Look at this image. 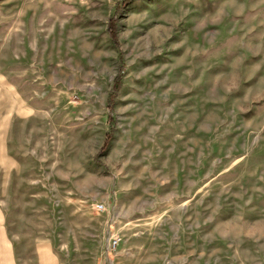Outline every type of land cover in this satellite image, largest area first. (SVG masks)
<instances>
[{
    "label": "rangeland",
    "instance_id": "rangeland-1",
    "mask_svg": "<svg viewBox=\"0 0 264 264\" xmlns=\"http://www.w3.org/2000/svg\"><path fill=\"white\" fill-rule=\"evenodd\" d=\"M43 245L264 264V0H0V264Z\"/></svg>",
    "mask_w": 264,
    "mask_h": 264
},
{
    "label": "crops",
    "instance_id": "crops-1",
    "mask_svg": "<svg viewBox=\"0 0 264 264\" xmlns=\"http://www.w3.org/2000/svg\"><path fill=\"white\" fill-rule=\"evenodd\" d=\"M118 203H121V201H119ZM126 208L127 209L125 213L122 212L120 214L114 213L116 216L113 215L112 223H114V221L117 222L121 220L128 221L129 219L128 217L130 214H132V211L128 212V204ZM36 258H37V264H57V260L53 257L50 248L46 245L45 246L43 245L39 250V252H37Z\"/></svg>",
    "mask_w": 264,
    "mask_h": 264
},
{
    "label": "built area",
    "instance_id": "built-area-1",
    "mask_svg": "<svg viewBox=\"0 0 264 264\" xmlns=\"http://www.w3.org/2000/svg\"><path fill=\"white\" fill-rule=\"evenodd\" d=\"M94 210H96L97 212H103L104 206L102 204H96L94 206ZM119 241V237H111V239L108 241V249L111 251H115L119 244Z\"/></svg>",
    "mask_w": 264,
    "mask_h": 264
},
{
    "label": "trees",
    "instance_id": "trees-1",
    "mask_svg": "<svg viewBox=\"0 0 264 264\" xmlns=\"http://www.w3.org/2000/svg\"><path fill=\"white\" fill-rule=\"evenodd\" d=\"M116 86H117V85H116ZM116 88H117V87H116ZM108 102H109V101H108ZM110 104H111V103L109 102L108 105H110ZM105 146H106V145H105ZM105 146H104V147H105Z\"/></svg>",
    "mask_w": 264,
    "mask_h": 264
}]
</instances>
